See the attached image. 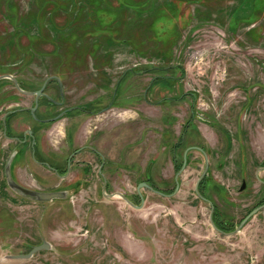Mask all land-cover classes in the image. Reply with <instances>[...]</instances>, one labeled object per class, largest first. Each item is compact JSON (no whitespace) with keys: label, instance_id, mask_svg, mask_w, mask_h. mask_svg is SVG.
Instances as JSON below:
<instances>
[{"label":"rangeland","instance_id":"obj_1","mask_svg":"<svg viewBox=\"0 0 264 264\" xmlns=\"http://www.w3.org/2000/svg\"><path fill=\"white\" fill-rule=\"evenodd\" d=\"M1 76L0 122L32 106L19 87L31 92L51 76L67 107L100 110L121 95L98 114L39 125L26 112L11 122L20 135L36 129L46 155L52 144L64 158L95 146L108 161L102 173L85 148L65 179L46 176L29 153L14 159L0 124V264H264V208L234 235L216 230L196 191L205 167L196 150L174 196L142 187V208L123 197L141 206L144 182L173 192L200 132L219 219L237 228L264 196V0H0ZM10 161L20 186L66 197L21 195L7 180ZM44 241L50 249L11 258Z\"/></svg>","mask_w":264,"mask_h":264},{"label":"flooded vegetation","instance_id":"obj_2","mask_svg":"<svg viewBox=\"0 0 264 264\" xmlns=\"http://www.w3.org/2000/svg\"><path fill=\"white\" fill-rule=\"evenodd\" d=\"M52 78L48 81L46 84L43 94L38 98L37 95L35 96V100L32 104L31 107H16L12 111L6 112L2 119H1V127L3 128V133L5 138H7L10 142H15L16 146L14 147L13 153H15V160L21 156L22 153L27 152L30 154L31 159L33 162L39 166H41L43 169H45L47 172L44 173V175H48L49 177H57L59 179H65L68 173L71 170V167L73 165V162L76 158V156L79 154V152H82L83 149L87 148L90 150V152H93L95 155V158L100 161L101 163V168H100V173L103 172L104 166L108 163L106 156H104L95 146H83L74 152H72L69 156L64 158L62 156V147L59 146H54L52 144V148L49 147V150L47 152V155L43 153V150L39 147V141H38V136H37V130L32 128L27 129L23 135L17 134L15 129H13V125L11 124L12 119L20 114V113H28L31 120L34 121L36 124L39 125H44V124H54L66 117H68L71 113L74 111H84L87 113H94L98 114L101 112H104L105 110L110 107H116L115 102L119 99L120 93H115L112 95L111 98V103L109 106H106L100 110H95V108H92V103L85 104L84 106H72V107H67L66 106V97H65V87L64 84L61 80L60 77L58 76H51ZM162 80H169L172 81L174 78L167 76V77H161ZM46 82V81H45ZM44 82V84H45ZM55 84L53 91L51 94L47 93L48 87L51 84ZM44 84L39 88L35 89L34 91H39L43 88ZM12 96V95H11ZM10 96V97H11ZM36 108L35 111V116L32 114L31 109ZM45 108L46 112L44 113L45 116H42L40 114V109ZM52 110H56L55 112H52ZM57 119V117H59ZM215 125V122H212ZM216 125H218L216 123ZM220 126V125H218ZM187 127V126H186ZM216 128H220L217 127ZM202 130V129H200ZM226 133V132H225ZM227 136L230 137L228 132L226 133ZM228 137V138H229ZM184 139V138H183ZM205 139L210 140L209 136L205 134H201L200 132V145H190L188 146L182 155V165L185 162V158H187L189 162V153L191 151H198L200 152V158L203 159L205 163V167L203 169V172L200 176V185H199V191H200V199L204 202H207L211 206V214H210V219L211 217L213 218V221L215 224L225 232H231L236 229L235 224L230 220L226 218L219 219L218 217V208L216 207L215 203L213 202L212 198L209 196L207 193L206 189L208 188V175L210 172V160H209V149L208 146L205 144ZM57 142V141H56ZM183 141L181 140L179 144H181ZM59 143V142H58ZM232 142L229 138V149H232L231 146ZM56 145V144H55ZM230 153V151H229ZM187 162V163H188ZM260 166L262 169H264V160L260 163ZM258 180L264 184V181L260 180V178L257 175ZM246 182L243 181V184ZM242 184V186H243ZM246 185V184H245ZM242 186L240 190L242 189ZM154 187V186H153ZM157 189L156 187H154ZM159 190V189H157ZM162 191V190H160ZM164 192V191H162ZM174 192V191H173ZM173 192H164L166 194H172ZM139 195V193H138ZM140 198V196H139ZM141 199V198H140ZM212 205L214 207V211H212ZM260 208V209H259ZM264 208V196L261 197V199L255 204V206L247 213V215L239 222L238 226L255 210L259 209L257 213L252 216L249 220H251L253 217L257 216ZM248 220V222H249ZM237 226V227H238Z\"/></svg>","mask_w":264,"mask_h":264},{"label":"water","instance_id":"obj_3","mask_svg":"<svg viewBox=\"0 0 264 264\" xmlns=\"http://www.w3.org/2000/svg\"><path fill=\"white\" fill-rule=\"evenodd\" d=\"M5 77H8V76H1L0 79L2 78H5ZM52 77L48 78L43 86V88L39 91H31V92H26V90L24 91L22 88L19 87V90H21L22 92L24 93H28V94H31V95H37L38 98L43 94V91H44V88L46 86V84L48 83V81L51 79ZM15 82L17 83V81L15 80ZM32 111V114L35 116V111H36V108H33L31 109ZM59 117H57V119H59ZM187 158H185V162L184 164L182 165L181 169L178 171L177 175H176V188L174 190V192L172 194H166L160 190H157L155 189L151 184H149L148 182H144V183H141L139 184L138 186V193H139V196L141 198V206H136L135 204H133L128 198H126L125 196H123L125 198V200H127V202H129L130 204H132L134 207L136 208H142V206L144 205L145 203V198L144 196L142 195L141 193V188L142 187H145V188H148L150 190H152L153 192L159 194V195H162V196H166V197H172L174 196L175 194H177V192L179 191L180 189V181H179V177L181 176V174L184 172V170L186 169L187 167ZM10 164L8 165L7 169H6V174H7V180H8V183L9 185L17 192H19L21 195L27 197V198H31V199H34V200H37V201H40V202H48V201H53L55 199H63L66 197V193L65 192H42V191H36V190H30L28 188H25V187H22L20 186L19 184H17L14 179L12 178V174H11V168H10V165H11V161L9 162ZM199 185H200V179L199 181L197 182V186H196V191H197V194L198 196L200 197V191H199ZM245 184H243L242 186V189L245 188ZM260 209V208H259ZM255 210L254 212H252L235 230L231 231V232H225V231H222L216 224L215 222L213 221V218L211 217V221H212V224H213V227L218 230L219 232L221 233H224L226 235H234L238 232H240L244 226L247 224L248 220L254 216L257 211L259 210ZM214 207L212 205V211H214ZM51 248V244L49 242H46L44 241L43 243L39 244V245H36L34 247H32V250L28 253V254H21V255H15V256H11V258H14V259H29L31 258L34 254H36L37 252L41 251V250H48Z\"/></svg>","mask_w":264,"mask_h":264},{"label":"trees","instance_id":"obj_4","mask_svg":"<svg viewBox=\"0 0 264 264\" xmlns=\"http://www.w3.org/2000/svg\"><path fill=\"white\" fill-rule=\"evenodd\" d=\"M95 9H96V6L94 7V10H93V12H95ZM112 15H114V14H112ZM115 15H117V14H115ZM119 15V14H118ZM25 89V88H24ZM25 90H27V89H25ZM29 91V90H28ZM31 91H34V90H31Z\"/></svg>","mask_w":264,"mask_h":264}]
</instances>
